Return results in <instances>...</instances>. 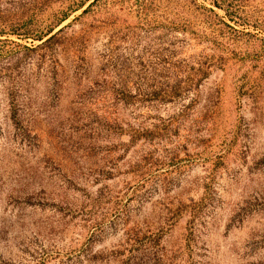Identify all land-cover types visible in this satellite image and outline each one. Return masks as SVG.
I'll return each mask as SVG.
<instances>
[{"label": "rangeland", "instance_id": "rangeland-1", "mask_svg": "<svg viewBox=\"0 0 264 264\" xmlns=\"http://www.w3.org/2000/svg\"><path fill=\"white\" fill-rule=\"evenodd\" d=\"M0 264H264V0H0Z\"/></svg>", "mask_w": 264, "mask_h": 264}]
</instances>
